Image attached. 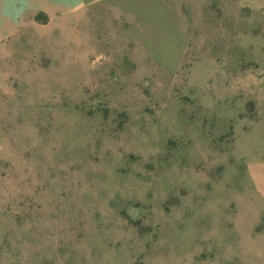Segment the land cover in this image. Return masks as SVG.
Segmentation results:
<instances>
[{"label":"rangeland","instance_id":"1","mask_svg":"<svg viewBox=\"0 0 264 264\" xmlns=\"http://www.w3.org/2000/svg\"><path fill=\"white\" fill-rule=\"evenodd\" d=\"M108 1L3 43L0 264H264V0Z\"/></svg>","mask_w":264,"mask_h":264},{"label":"crops","instance_id":"2","mask_svg":"<svg viewBox=\"0 0 264 264\" xmlns=\"http://www.w3.org/2000/svg\"><path fill=\"white\" fill-rule=\"evenodd\" d=\"M111 7L122 13V6ZM108 8V0H0V58L13 56L4 42L15 41L21 34L31 37L39 30L35 21L39 14L47 18L44 35H66L71 33L72 19L86 25L91 11Z\"/></svg>","mask_w":264,"mask_h":264}]
</instances>
